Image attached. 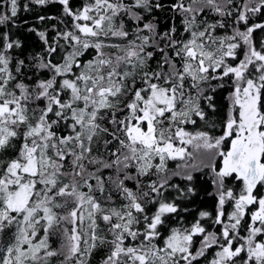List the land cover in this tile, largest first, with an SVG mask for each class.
<instances>
[{
	"label": "snow or ice",
	"instance_id": "obj_1",
	"mask_svg": "<svg viewBox=\"0 0 264 264\" xmlns=\"http://www.w3.org/2000/svg\"><path fill=\"white\" fill-rule=\"evenodd\" d=\"M57 2L72 26L57 31L51 43L45 32L38 33L48 55L39 57L36 67L49 78L9 87L17 77L6 53L20 43L5 35L0 50V264H50L58 256L63 257L59 264H88L92 252L105 245L109 251L102 264H194L213 248L208 264H264V195L257 191L264 189V42L258 50L252 38L264 24L214 36L224 23L199 27L196 15L203 8L193 4L200 0L187 6L178 0L173 8L186 14L190 38L175 39V28L164 33L161 39L168 43L156 45L163 57L153 69L148 61L154 52L147 49L156 26L144 22L140 10L160 4L88 0L74 8L70 0H31L40 6ZM203 3L219 16L232 15L233 0ZM3 5L7 11L0 13V24L16 17L21 7L19 0H3ZM23 8L27 11L28 4ZM262 9L264 0H247L236 7L234 22L248 25L249 13ZM241 42L247 50L238 59ZM58 48L65 54L54 63ZM89 49L92 59L82 62ZM17 63L19 74L24 61ZM225 78H231L232 91L222 133L187 130L196 118L205 121L202 100L215 109L207 93L215 91L211 81ZM61 124L65 134L58 133ZM9 151L15 155L7 157ZM201 155L221 163L218 169L205 165L215 177L212 223L220 230L208 231L197 220L189 228L172 229L160 246L155 241L164 217L178 211L163 198L172 186L170 177L192 181L189 169L199 165L189 161ZM176 160L184 161L177 166L183 171L169 169L168 162ZM104 169H115L116 178H105ZM154 175L160 178L151 179ZM228 178L239 183L238 191L226 187ZM125 181H133L137 190ZM106 183L124 201L119 207L107 206L113 196L105 195ZM187 192L194 194V189ZM148 203L158 204L152 215L146 212ZM229 203L232 210L226 213ZM199 216L208 219L212 213ZM58 234L57 249L49 240Z\"/></svg>",
	"mask_w": 264,
	"mask_h": 264
},
{
	"label": "trees",
	"instance_id": "obj_2",
	"mask_svg": "<svg viewBox=\"0 0 264 264\" xmlns=\"http://www.w3.org/2000/svg\"><path fill=\"white\" fill-rule=\"evenodd\" d=\"M19 0L20 9L16 17H13L10 21L0 24V50H3L4 47V36L7 35L9 41H19L20 47H13L11 50L7 51V55L11 58L10 69L13 72V75H16V80L12 81L9 87H12L15 83L23 82L28 85H35L38 80L47 79L50 76V73L38 70L36 65L39 63V57H47V52L45 51V45L40 39L38 33L45 32L48 36L49 42L51 43L52 38L56 36V32L70 30L72 26L71 18L63 14V7L58 2L50 3L44 6L36 5L31 3V0ZM244 1V3H243ZM88 0H70L71 6L74 8L82 7L84 3ZM153 4H160L161 7H153L151 11L140 10L141 14L144 16V22H151L156 26V36L152 47H149L147 50L154 52L153 58L148 61L151 68H157V62L160 61L163 57V53L157 50L156 45L163 48L168 41L166 39H161L164 33H170L173 28H175L174 38L181 41H186L190 38V34L185 31L184 19L185 15L181 13L179 9H174L173 5L178 3V0H152ZM184 4L187 6L193 3V0H183ZM202 2V3H201ZM223 3V0H220ZM28 4V10L25 11L23 8L24 4ZM203 8L202 12H199L196 17L197 25L203 28L206 24H216L218 22H223L225 27H217L214 34L215 36H224L231 35L233 30L239 29L240 31H245L248 26H251L256 23L264 24V9L260 13L251 14L249 13L248 25L243 23L236 24L234 21L238 15L235 10L237 6H243L247 3V0H233L231 7L233 12L231 16H219L213 10H211L207 5L203 3V0H200ZM3 0H0V13L6 12L7 7L2 6ZM193 7L197 8V4H193ZM6 10V11H5ZM61 12V13H60ZM57 14V15H56ZM61 14V16H60ZM56 15V16H55ZM58 16V17H57ZM40 17H44L43 20ZM62 17V18H61ZM17 18V19H16ZM58 18V20H56ZM66 19V20H65ZM16 20V21H15ZM57 22V23H56ZM7 23V24H6ZM54 25H52V24ZM67 23V25H66ZM65 25V26H64ZM128 25L132 27V22L128 21ZM50 26V27H49ZM53 26V27H52ZM49 27V28H48ZM67 27V28H65ZM52 28V29H51ZM56 29V30H55ZM48 30V31H47ZM148 33H142V35H147ZM55 35V36H54ZM253 42L256 44L258 50L260 44L264 42V29H257L253 32ZM63 44V41H61ZM246 46L241 42V47L237 49L238 59L243 58V54L246 51ZM165 51L170 50L165 48ZM65 52L60 48L57 49V53L53 54L51 59L54 63H59L62 60ZM94 51L89 49L85 54L80 57L82 62L92 59ZM24 61V64L20 66L19 74L16 73V68L18 66V61ZM232 64L237 63V61H229ZM21 79V80H20ZM219 84H223V87H219ZM211 85L215 88V91H209L207 94L213 97L212 103L215 106V109L212 110L208 108L205 101H201V106L204 107L206 117H205V126L202 130L209 131L210 134L219 136L222 131V122L227 118L229 108H230V94L232 91V80L231 78H225L223 81H211ZM105 124L107 122L105 121ZM111 127V126H109ZM58 133L65 134L66 129L64 125L58 126ZM110 139V137H108ZM115 145H110L109 147H114ZM95 152V146H94ZM102 158L107 159V154L104 153L103 148L101 147ZM14 151H9L6 153L7 157L14 156ZM168 167L171 171H183V169H178V165H182L184 161H169ZM189 163H195L199 165L197 170H191L193 175L192 181H187L182 178V176H171L169 184L172 185L168 187L167 191H164L163 198L167 202H173L177 205L178 211L176 213L167 214L164 217V223L160 226L159 231L161 233L160 239L155 241L158 245L163 246V240L171 234L172 229H181L189 228L197 220H200L201 224L208 231H217L219 232L220 226L214 225L212 219L215 216V210L217 207V197L215 195L216 187L213 183L214 173L210 170L209 167L205 166L209 163H214L217 169L220 167L221 163L217 160H210L207 155H201L195 161H189ZM91 170V169H90ZM102 175L107 177L116 178L117 173L115 169H104ZM123 179V176H120ZM159 176H151V179H159ZM143 181L147 182L149 177L141 178ZM226 187L232 188L234 191H238L240 185L232 178L226 180ZM127 187L131 188L133 191H136V186L133 181H125ZM178 186V187H175ZM192 187L194 189V194L188 193L187 188ZM148 190V189H144ZM183 190V193L180 191ZM261 195H264V189H257ZM112 193L113 200L109 201L108 207H119L124 201L122 198L115 192L114 186L106 183V193ZM167 198V199H166ZM103 199V198H101ZM160 198L157 197V200ZM158 204L148 203L146 205V212L149 215H152L156 212ZM231 203L226 204L225 212H231ZM202 211H207L212 213V217L208 219H200L199 213ZM245 220H248V217H245ZM103 227V225H101ZM111 239V237H108ZM61 236L58 234L56 236L50 237L49 243L53 248H59L61 245ZM201 237H194L195 247H199V240ZM195 251V248L193 249ZM109 248L107 245L103 247H98L94 250L88 260H91L90 264H102L103 260L108 254ZM216 249H209L205 257H201L199 261L194 262V264H208V261L214 256ZM62 256L53 257L50 264H59V261L62 260Z\"/></svg>",
	"mask_w": 264,
	"mask_h": 264
},
{
	"label": "rangeland",
	"instance_id": "obj_3",
	"mask_svg": "<svg viewBox=\"0 0 264 264\" xmlns=\"http://www.w3.org/2000/svg\"><path fill=\"white\" fill-rule=\"evenodd\" d=\"M188 2H190V0H188ZM197 4V3H196ZM198 6H201V3H198L197 4V7ZM198 8H200V7H198ZM197 17H196V24H197ZM213 35L215 36V34L213 33ZM203 107V106H202ZM195 118V117H194ZM197 119V124L196 125H187L186 126V128H187V130H189V131H195V130H197V129H199V130H202V128L205 126V121H201V120H199L198 118H196ZM170 162H168V164H169ZM221 166V165H220ZM91 263V260H88V264H90Z\"/></svg>",
	"mask_w": 264,
	"mask_h": 264
},
{
	"label": "bare ground",
	"instance_id": "obj_4",
	"mask_svg": "<svg viewBox=\"0 0 264 264\" xmlns=\"http://www.w3.org/2000/svg\"><path fill=\"white\" fill-rule=\"evenodd\" d=\"M27 1H28V0H27ZM27 1H26V2H27ZM28 2H29V1H28ZM28 2H27V3H28ZM201 3H202V2H201ZM243 3H244V1H243ZM25 4H26V3H25ZM197 4H198V3H197ZM70 5H71V4H70ZM2 6H3V5H2ZM201 6H202V5H201ZM44 7H45V6H44ZM62 7H63V6H62ZM198 7H200V6H198ZM198 7H197V8H198ZM202 7H204V6H202ZM62 9H63V8H62ZM5 11H6V10H5ZM62 12H63V11H62ZM60 13H61V12H60ZM56 15H57V14H56ZM56 15H55V16H56ZM60 16H61V14H60ZM57 17H58V16H57ZM61 18H62V17H61ZM16 19H17V18H16ZM56 20H58V18H57ZM65 20H66V19H65ZM11 21H12V20H11ZM15 21H16V20H15ZM56 23H57V22H56ZM6 24H7V23H6ZM51 24H52V23H51ZM52 25H53V24H52ZM66 25H67V23H66ZM53 26H54V25H53ZM53 26H52V27H53ZM64 26H65V25H64ZM67 26H68V25H67ZM49 27H50V26H49ZM49 27H48V28H49ZM65 28H67V27H65ZM51 29H52V28H51ZM67 29H68V28H67ZM55 30H56V29H55ZM47 31H48V30H47ZM57 31H58V30H57ZM54 36H55V35H54ZM61 51H62V50H61ZM20 80H21V79H20ZM18 82H19V81H18ZM18 82H17V83H18ZM23 82H24V81H23ZM26 83H27V82H26ZM26 83H25V84H26ZM33 86H34V85H33ZM166 199H167V198H166Z\"/></svg>",
	"mask_w": 264,
	"mask_h": 264
}]
</instances>
